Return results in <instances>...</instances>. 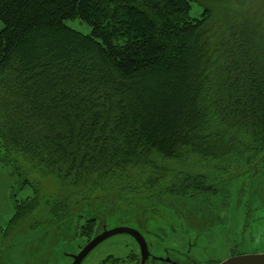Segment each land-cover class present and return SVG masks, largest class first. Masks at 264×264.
Returning a JSON list of instances; mask_svg holds the SVG:
<instances>
[{
  "label": "trees",
  "instance_id": "1",
  "mask_svg": "<svg viewBox=\"0 0 264 264\" xmlns=\"http://www.w3.org/2000/svg\"><path fill=\"white\" fill-rule=\"evenodd\" d=\"M0 22V161L56 181L65 232L97 193L213 216L218 183L264 162V0H0ZM81 220L89 237L97 218Z\"/></svg>",
  "mask_w": 264,
  "mask_h": 264
},
{
  "label": "rangeland",
  "instance_id": "2",
  "mask_svg": "<svg viewBox=\"0 0 264 264\" xmlns=\"http://www.w3.org/2000/svg\"><path fill=\"white\" fill-rule=\"evenodd\" d=\"M201 10L197 3H193L191 14L199 15ZM66 23L83 33L91 30L90 25L79 18L69 19ZM5 156L0 139V158ZM182 160L171 159L168 163L182 169ZM195 160L190 156L186 161ZM232 172L236 175L227 176L225 181L218 183V193L211 198L213 218L208 223L204 220L207 215L194 214L192 204L185 199L167 197L173 210L144 199L146 194H122L125 199L118 203L120 210L117 212L109 208L116 196L97 193L72 207L73 223L70 231L65 232L52 219L45 205L58 189L56 181L30 170L20 171L16 176L10 164L0 161V264H71L70 254L77 253L103 228L116 226L143 231L141 233L151 252L181 245V250L189 249L197 264L221 261L231 254L263 252L264 162L245 165ZM23 178L29 183L21 185ZM34 187L38 189V204L22 220L12 223L13 203L16 199L21 201L32 197ZM88 216L97 218L96 231L89 237L80 233L81 218ZM246 221L250 225L243 229ZM108 255L112 257L107 259ZM139 257L135 242L122 233L102 240L80 264H138ZM146 264L153 263L148 260Z\"/></svg>",
  "mask_w": 264,
  "mask_h": 264
},
{
  "label": "water",
  "instance_id": "3",
  "mask_svg": "<svg viewBox=\"0 0 264 264\" xmlns=\"http://www.w3.org/2000/svg\"><path fill=\"white\" fill-rule=\"evenodd\" d=\"M122 233L130 235L136 240L140 253L139 264H145L150 254L147 242L143 235L136 228L128 226H116L109 229L103 228L102 231L89 239L77 253L69 255L72 258L71 264H80L85 256L102 240L115 234ZM216 264H264V251L231 254Z\"/></svg>",
  "mask_w": 264,
  "mask_h": 264
},
{
  "label": "flooded vegetation",
  "instance_id": "4",
  "mask_svg": "<svg viewBox=\"0 0 264 264\" xmlns=\"http://www.w3.org/2000/svg\"><path fill=\"white\" fill-rule=\"evenodd\" d=\"M212 218L213 216H207L206 218H204V220L208 223ZM249 225H250V222L246 221V224L243 226V229L247 228ZM137 230L140 233L143 232L139 229ZM130 238H132V240L135 242V244L139 248L136 240L131 236ZM157 244L159 245L160 243H157ZM180 248H181V245L180 247L167 246L163 248L162 251H158V252H151L149 250L150 254H149V258L147 259V261L150 260V262H152L153 264H159V263H162V264H197L195 260L192 258V256L190 255L189 249H186L185 251H183ZM139 256H140V253H139ZM139 259L137 260L138 264H139ZM217 262H219V260H209L208 264H216Z\"/></svg>",
  "mask_w": 264,
  "mask_h": 264
}]
</instances>
